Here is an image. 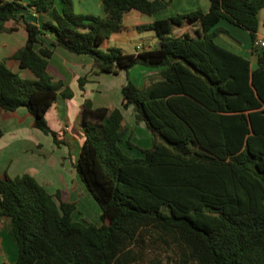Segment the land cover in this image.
I'll return each instance as SVG.
<instances>
[{
    "label": "trees",
    "instance_id": "trees-1",
    "mask_svg": "<svg viewBox=\"0 0 264 264\" xmlns=\"http://www.w3.org/2000/svg\"><path fill=\"white\" fill-rule=\"evenodd\" d=\"M60 1L59 10L58 0H0V32L17 29H6L8 21L24 22L28 40L13 59L35 75L24 79L0 61V109L26 107L33 126L60 145L46 114L59 95L72 99L74 92L48 73L56 48L91 56L96 75L164 67L144 88L128 76L122 89L123 108L133 106L153 144L139 148L129 136L127 147L142 153L131 157L122 147V109L85 99L75 168L101 221H75L77 203L52 195L30 174L0 176V224L18 249L17 260L5 264H264V47L257 44L264 0H210L207 13L139 26L156 33L159 47L133 54L106 47L124 29L125 15L152 16L173 0H101L104 17ZM29 8L52 18L42 26L28 22ZM222 20L250 33L257 68L216 42L229 34L216 28ZM185 23L199 26L196 35L175 34ZM47 34L50 47L39 40ZM89 81L80 78V89Z\"/></svg>",
    "mask_w": 264,
    "mask_h": 264
},
{
    "label": "crops",
    "instance_id": "crops-1",
    "mask_svg": "<svg viewBox=\"0 0 264 264\" xmlns=\"http://www.w3.org/2000/svg\"><path fill=\"white\" fill-rule=\"evenodd\" d=\"M84 1H87L86 5L83 3ZM81 3L83 4L79 7L82 8L79 10L78 5L74 4L77 13L105 16L104 5L102 6L96 0H81ZM94 6L96 7L94 8ZM210 6V0H173L167 8L150 16L151 22L197 10L207 13ZM57 7L59 9L58 3ZM142 15L144 14L135 10L127 13L124 17V29L113 34L106 47H119L127 54L158 48L159 41L156 35H152V40L148 44L138 43L139 45L134 47L135 50L126 49L128 44H132L131 29L141 33L144 31H140L138 27L149 24H137V21L143 18ZM51 18V13L38 14L33 8L25 11L26 21L38 26H42ZM259 19L257 43L264 41V8L259 13ZM4 27L6 29L16 27L17 29L12 32H0V61L6 62L7 66L22 78L35 79V75L30 70L21 68L19 61L13 59L15 53L25 46L28 40L29 34L24 22L21 20L19 24H16L14 21H8ZM216 28H224L229 32V34L219 33L217 35L216 42L218 44L246 58L251 62L252 68H257L258 57L253 53L252 39L247 30L226 20H222ZM198 29V25L185 23L175 28V34L191 33L194 36ZM39 40L44 46H51L52 39L49 34L41 35ZM139 46H142V49L139 50ZM41 47L42 45H38L36 50ZM94 70V59L91 56L74 54L63 48H56L49 61L48 73L53 81L55 83L63 82L74 92L72 99H66L59 95L55 104L46 114L49 126L58 134L60 145L55 143L51 135H47L33 126L34 118L26 107H20L14 112L7 113L0 109V124L3 130V136L0 138V176L7 175L16 178L25 174L32 175L52 195L59 194L62 201L77 203V210L73 214L75 221L89 220L84 211L85 208L79 205L81 194L84 195L87 189L75 168L85 141L81 118L85 99H91L95 107L122 109L124 125L128 128L122 147L131 157H140L142 155L134 154L132 149L127 147L126 139L131 136L132 142L137 147L148 149L153 144L152 136L144 122L136 121L134 110L131 107L123 108L122 89L127 83L128 76L136 86L144 88L152 80L160 79L165 68L137 65L130 69L129 74L120 72L118 75L107 73L96 75L93 74ZM85 76H89L90 81L86 84L85 89L81 90L79 79ZM86 199L95 210L96 216L101 217V209L95 208V206H99L93 196L89 193ZM100 221L101 218L97 220L96 224H99ZM3 224L4 222L0 225L5 227ZM0 255L4 256L3 264L13 263L17 260L12 236L6 228L0 230Z\"/></svg>",
    "mask_w": 264,
    "mask_h": 264
},
{
    "label": "rangeland",
    "instance_id": "rangeland-1",
    "mask_svg": "<svg viewBox=\"0 0 264 264\" xmlns=\"http://www.w3.org/2000/svg\"><path fill=\"white\" fill-rule=\"evenodd\" d=\"M97 2H99L100 4H102L103 6V3L101 2V0H96ZM74 4L78 5V10L82 7H79L81 4H87V1H84L83 3H81V0H74ZM59 4V10L62 8V3L60 0H58L57 2ZM96 6H94L95 8ZM99 14H97L98 16ZM143 18H140L137 22V24H144V23H150L152 21L151 17L150 16H147V15H142ZM103 17V16H102ZM132 34V44H128L126 47V49H129V50H135V46L136 45H139L138 43H145V44H148L151 40H152V35H156L154 31H144V32H139V31H136L135 29H131V33ZM103 74V73H102ZM100 95V93H99ZM131 108L133 109V106H131ZM134 110V109H133ZM134 154H141V152L138 150V149H132L131 150ZM139 157V156H137ZM141 157V156H140ZM85 188V187H84ZM81 193V192H80ZM88 194L89 192L86 190L85 194L82 195L81 194V197H80V200H79V205L82 207V208H85V212L87 213V216L89 218V220H91L92 222H97V220H100V217L99 216H96V212L95 210L92 208L91 204L88 202V200L86 199V196L88 197ZM95 206V205H94ZM99 206V205H98ZM95 208H100V207H97L95 206ZM77 218H80L77 216ZM99 222V221H98ZM4 226L5 227H2L3 229H7L8 230V233H10V236H12L11 234V231L10 229L7 228V224L6 222L4 221ZM12 240H13V237H12ZM13 243H14V247H15V251H16V258L18 257V249L16 247V244L13 240ZM3 255H0V264H3Z\"/></svg>",
    "mask_w": 264,
    "mask_h": 264
},
{
    "label": "built area",
    "instance_id": "built-area-1",
    "mask_svg": "<svg viewBox=\"0 0 264 264\" xmlns=\"http://www.w3.org/2000/svg\"><path fill=\"white\" fill-rule=\"evenodd\" d=\"M259 46H263L264 47V41H260L257 43ZM138 49H142V46H139Z\"/></svg>",
    "mask_w": 264,
    "mask_h": 264
},
{
    "label": "water",
    "instance_id": "water-1",
    "mask_svg": "<svg viewBox=\"0 0 264 264\" xmlns=\"http://www.w3.org/2000/svg\"><path fill=\"white\" fill-rule=\"evenodd\" d=\"M261 52H263V49H261Z\"/></svg>",
    "mask_w": 264,
    "mask_h": 264
}]
</instances>
